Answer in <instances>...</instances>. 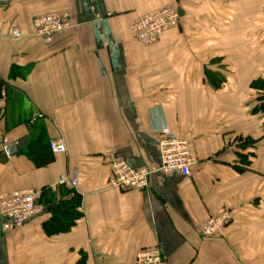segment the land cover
Wrapping results in <instances>:
<instances>
[{"label":"crops","instance_id":"1","mask_svg":"<svg viewBox=\"0 0 264 264\" xmlns=\"http://www.w3.org/2000/svg\"><path fill=\"white\" fill-rule=\"evenodd\" d=\"M172 6L180 24L138 42L133 23ZM54 12L71 27L45 44L32 20ZM263 94L264 0H0V136L16 147L0 145V196L59 199L73 176L63 186L81 196L66 233L43 230L51 210L8 233L0 220V264H134L155 246L167 264H264V116L253 112ZM41 127L66 153L37 168L20 150ZM163 131L188 142L190 176L109 188L114 156L159 164ZM221 209L232 223L200 237Z\"/></svg>","mask_w":264,"mask_h":264},{"label":"built area","instance_id":"2","mask_svg":"<svg viewBox=\"0 0 264 264\" xmlns=\"http://www.w3.org/2000/svg\"><path fill=\"white\" fill-rule=\"evenodd\" d=\"M181 21V13L176 6L166 7L150 16L142 17L133 23L131 30L138 42L143 45H153L168 30L176 28ZM35 36L45 44L53 41L60 32L71 27L70 18L62 13H48L37 16L32 20ZM13 35L17 36L16 30ZM4 97V93H1ZM42 118L36 114L31 122ZM6 138L0 136V145L6 148L9 145ZM48 147L53 154H65L66 148L61 140H49ZM159 164L150 168L134 169L127 162L114 156L110 159V177L108 186L117 191L146 190L149 187V177L153 173L180 175L189 177L191 168L196 164L192 157L188 142L175 133L163 131L158 139ZM69 183L76 186L75 176L70 179L62 178L59 185ZM40 193L36 191L11 192L0 196L1 230L4 233L21 228L27 222L46 212L39 203ZM232 223V214L221 209L217 214L210 216L199 230L200 237L207 239L218 237L225 228ZM134 264H167L166 259L158 246L140 250Z\"/></svg>","mask_w":264,"mask_h":264},{"label":"trees","instance_id":"3","mask_svg":"<svg viewBox=\"0 0 264 264\" xmlns=\"http://www.w3.org/2000/svg\"><path fill=\"white\" fill-rule=\"evenodd\" d=\"M257 103L253 112L264 116V94L258 99ZM48 143L49 139L46 138L44 128L41 127L36 134H33L29 142L22 147L20 154L26 156L37 168L47 166L53 161ZM59 196L60 198L56 199L55 195L42 192L38 198V201L44 204L46 211L51 208V218L42 227L48 235L68 232L80 217L78 209L81 196L74 189L65 186H61Z\"/></svg>","mask_w":264,"mask_h":264},{"label":"water","instance_id":"4","mask_svg":"<svg viewBox=\"0 0 264 264\" xmlns=\"http://www.w3.org/2000/svg\"><path fill=\"white\" fill-rule=\"evenodd\" d=\"M5 151H6V153H7L8 155H12V154L15 153V151H16V147L13 146V145L8 146V147L5 149ZM47 210L50 211L51 208H48Z\"/></svg>","mask_w":264,"mask_h":264}]
</instances>
